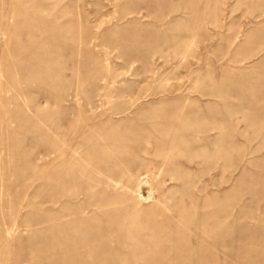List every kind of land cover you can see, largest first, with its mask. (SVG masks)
I'll return each instance as SVG.
<instances>
[{"label":"rangeland","instance_id":"374dc122","mask_svg":"<svg viewBox=\"0 0 264 264\" xmlns=\"http://www.w3.org/2000/svg\"><path fill=\"white\" fill-rule=\"evenodd\" d=\"M0 264H264V0H0Z\"/></svg>","mask_w":264,"mask_h":264}]
</instances>
